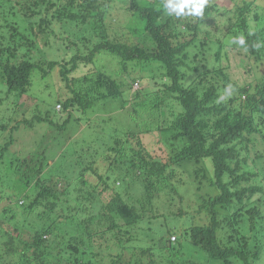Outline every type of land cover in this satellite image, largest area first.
I'll return each instance as SVG.
<instances>
[{
    "label": "trees",
    "instance_id": "16d2710c",
    "mask_svg": "<svg viewBox=\"0 0 264 264\" xmlns=\"http://www.w3.org/2000/svg\"><path fill=\"white\" fill-rule=\"evenodd\" d=\"M3 1L9 16L20 8L31 18L10 26L7 41L0 34V107H5L0 109V264H70L63 259L66 253L75 255L73 264H164L155 256L159 244L171 251L166 262L176 264L173 258L184 246L164 236L167 225L204 257L180 264L264 259V218L255 219L254 207L264 190V154L257 149L264 144V82H229L223 65L227 38L233 36L248 59H264V0H242L220 39L199 35L202 20L221 11L209 0L200 17L169 16L164 0H126L132 15L127 28L146 34L150 49L130 35L109 38L105 22L119 0ZM18 36L19 43L10 44ZM42 36L46 50L35 45L29 51ZM22 48L26 51L16 54ZM61 51L64 58L58 61ZM104 57L111 58L110 68L97 64ZM149 69L158 75L151 78L156 87L131 90ZM48 75L67 92L58 99L67 118L74 108L85 114L102 101L126 111L127 124L109 127L106 134L101 127V141L88 162H46L47 146L68 122H55L54 107H45L48 98L32 89L35 79ZM229 86L231 95L221 101ZM21 99L31 106L21 108L18 120L21 110L13 106L20 108ZM155 133L170 148L165 162L154 154L161 145L142 142L141 136ZM40 144L41 153L35 150ZM16 146L19 152H13ZM178 170L187 176L200 209L208 210L209 222L192 226L187 235L182 213L172 210Z\"/></svg>",
    "mask_w": 264,
    "mask_h": 264
},
{
    "label": "rangeland",
    "instance_id": "374dc122",
    "mask_svg": "<svg viewBox=\"0 0 264 264\" xmlns=\"http://www.w3.org/2000/svg\"><path fill=\"white\" fill-rule=\"evenodd\" d=\"M119 1L120 2H118L117 5L116 3H114V7L117 6V9L115 7L116 10L113 8H109L111 9V11L112 10L113 11L110 14L109 18L107 19V21L105 22L108 25L107 28L109 30L108 32L109 38L113 39V38H118L119 36H123V35H130L132 38L131 40H133L136 44H139L141 46L147 45L148 46L147 48L150 49L151 44L148 42V36H146V34L143 35L140 31L137 33L136 32L137 30L133 29L132 31V28L130 29L127 28V25H129L128 19L132 20L131 19L132 15H130V13L126 11L127 9L126 6L128 5L126 3V0H119ZM3 4L4 3H0V28H2V31H0V34H3L5 36V40L7 41V39H9L10 34L12 33L10 30V26L18 27L20 25H18L17 23L22 20L23 22L26 20L27 23H29L28 20L31 17L27 18L28 10L24 12V10L21 11L20 8L19 9L15 8L13 9L15 10L13 12L14 14L12 13L13 15H15L13 18L12 15L9 16V13H7L9 12V8L8 7L6 8L5 6H3ZM209 4L211 6L216 4L217 6L221 8V11L218 14L216 13L210 14L208 17L202 20V22L200 23V27H199V35H203V36L208 35L211 39H220L219 37H222L227 32L229 26H231L230 24L233 23L235 18L237 17L238 15L237 8L242 5V0H209ZM63 35H64V38H67L65 37L66 36L65 33ZM45 39H46L45 36L39 37L38 42H36V44H34L32 47H30L29 51L34 50L35 45H37V47L39 48H43V50H46L45 47L41 46L42 44H44ZM227 39L228 40L226 42L230 45V48L229 47L227 48V50H229V53H228L229 55H228L227 61H224L223 65L229 74V82H234V83L236 82L237 84H240V85L251 83L250 84L251 86H252V83L254 82H255V85L257 86L261 84L262 82H264V59L262 60H255L254 58L248 59V57L244 53L238 50L237 47L238 45H240V42L237 38L233 36L230 39L229 38ZM12 41L19 43L20 41L19 36L17 37V41L15 39L9 41L10 44H14V42ZM70 41L72 40L70 39ZM24 51H26V48H22V50H20L16 54L20 52L23 54ZM32 53L33 55H35V52H32ZM62 53L63 51L59 52L56 55V57L58 56V61L63 60L64 55ZM71 56H72V52H71ZM50 57L54 58L55 54L52 52ZM109 60H111V58L104 57V58H101L100 62H98L97 64L104 65L110 68ZM154 72L151 69H149L148 72L147 71L142 72L143 79H141L142 81L141 85L139 87L133 86L131 90L135 91L136 89L139 88L138 89L139 91L145 88H153V86L155 88L156 85L153 83V86H152L151 78L152 76L155 77L158 75ZM56 74H57V68L55 69V73H53V75H56ZM261 77H262V80H258V79H261ZM59 85L60 84L58 83V81L55 80V83H54L49 75L44 80L36 81L35 79L33 81L32 89H34L35 87L40 88L39 90L42 91V98L44 100L48 98L47 104H45L46 110L49 109L53 111L55 109L56 112L53 111L54 112L53 117L55 119V122H59L61 124L64 121L68 120L65 130L63 131L56 130V133L54 135V137H56L55 141L52 143V145L47 146V149L45 150L46 151L45 156L47 158L46 162L48 165H51L53 161L56 162L57 165L63 164L65 161H70L72 163L73 160H76V159L83 160V162H88L90 155L93 153L94 149L97 148L96 143L101 141L100 140L102 136L101 127H106L105 133H104L106 134L110 130L109 127L111 128L115 126L121 127V125L127 124V122L125 121V118H123V115L126 111H123L124 109L120 108L121 104L119 103H114V102L104 103L102 101L101 107H98V108L93 107L90 110H86L84 112L85 114H82V112L78 108H74L71 113L69 112L70 117L67 118L68 114L63 112L62 106L61 108H57V105L59 104L58 99L62 100L64 96L67 95L66 90L64 88L63 89L60 88ZM53 86H55L56 88L55 90ZM56 90H58L57 91L58 94ZM251 92H254V90ZM33 98L34 97L32 95L30 98L31 101L35 99ZM37 98L40 99L41 96ZM241 98L243 99L244 97L242 96ZM23 100L21 99V101H17V103L19 104L24 102L22 103L23 105L21 104L22 106H20V108L19 107L16 108L13 106V109H16L17 111L21 110L20 112L21 116L18 117V120H22L23 118L22 109L25 106L27 107L31 106L30 101H27V100L23 101ZM54 101H56L55 104H54ZM127 105L130 106V104H127ZM4 108H5L4 105L0 107L1 110ZM100 108H101V111H100ZM46 129L48 130V128ZM40 131H43V129L39 130L38 132ZM53 131H55V129ZM141 137H142L141 138L142 142L146 147L154 145V144L161 145V148L163 150L159 152H156L154 150V154L155 156H158L159 158H161L163 162H165L166 150L170 149L169 146L168 147L166 146L165 147L166 150H165V148L163 147L164 144L162 143L163 144L162 145L161 143L158 142L159 136L156 133L155 135H152L150 137H145V136H141ZM17 148L18 146H16V149H13V152H19V149ZM43 148H45L43 144H40L38 148H35V150L41 153ZM257 149H259L264 154V144L263 146L258 145ZM249 155H250V158H253L254 156L253 149L252 151H250ZM257 163H260V162L258 161ZM205 164L206 165L204 166H207L206 162ZM67 166H70V165H67ZM70 167H72V165ZM76 170H77V174H79L80 169H76ZM115 173H118V172L116 171ZM177 173L180 174V176H177V177H181V178L179 179V181L172 182L173 186L176 188V191H177L176 194H173L174 199L171 200V202L174 203L172 205V210H174V212L182 213L181 218H182V221H184L183 226H182L183 228L182 233H185L187 235L188 230L192 226L203 225L209 222V218L207 215L208 210L200 209L202 204L200 200L195 197L193 187L190 186V184L188 183L187 176H185L184 174H181L180 170H178ZM263 176H264V165L262 169V177ZM262 187L264 188V182H263ZM1 191L2 193L4 192V190H1ZM2 193H0V195H2ZM178 195H180L181 198ZM257 200L258 201L254 205L255 211H256L255 219L258 220V222H260L261 217L264 218V190H263L261 198ZM159 211L160 213L165 212L162 206H160ZM167 227H168L167 230L162 229L164 236L166 238H168V236L169 238L171 236H176L175 242H180V243L182 242L184 246L182 251L178 252V256H179L178 259L173 258L176 264H180L182 260H188L187 258H192L195 261L197 260L199 262H202L204 260V257H202L200 254L195 253V249L190 244L188 245L186 243V240L180 241V239L177 238L180 235L179 231L174 233L175 232L174 230H177V229L172 228V225H169V226L167 225ZM260 229L261 227L259 229L257 228V234L262 233ZM184 239H187V237H184ZM98 243L99 242H97L96 244ZM59 244L62 246L63 242L60 241ZM161 246L162 244L157 245L155 249L156 250L155 256L160 260L161 263L165 264L166 259L168 258L171 251H169V249H164V247L162 248ZM162 249H164L165 251ZM262 253H264V247L262 249ZM66 254L65 256L62 255L63 259H65L67 263H70V264L75 263L74 262L75 255L68 256ZM103 255H104L103 262L105 261L107 262L108 258H106L105 254ZM125 255L126 257H129L130 253H126ZM166 264L168 263L166 262ZM258 264H264V259L260 260Z\"/></svg>",
    "mask_w": 264,
    "mask_h": 264
},
{
    "label": "clouds",
    "instance_id": "9594fccd",
    "mask_svg": "<svg viewBox=\"0 0 264 264\" xmlns=\"http://www.w3.org/2000/svg\"><path fill=\"white\" fill-rule=\"evenodd\" d=\"M206 3L207 0H164L163 8L165 10V13L169 16H172L174 14L176 17L186 15L200 17L203 15ZM241 43H243V41H241ZM230 95L231 86L227 87L224 90V94L221 95L220 100H226ZM57 108H61V106L57 105Z\"/></svg>",
    "mask_w": 264,
    "mask_h": 264
},
{
    "label": "built area",
    "instance_id": "2783aa9c",
    "mask_svg": "<svg viewBox=\"0 0 264 264\" xmlns=\"http://www.w3.org/2000/svg\"><path fill=\"white\" fill-rule=\"evenodd\" d=\"M170 240H171V242H175V241H176V237H175V236H172V237L170 238Z\"/></svg>",
    "mask_w": 264,
    "mask_h": 264
}]
</instances>
